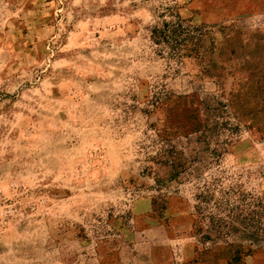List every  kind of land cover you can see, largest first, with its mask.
I'll return each mask as SVG.
<instances>
[{
	"label": "rangeland",
	"instance_id": "1",
	"mask_svg": "<svg viewBox=\"0 0 264 264\" xmlns=\"http://www.w3.org/2000/svg\"><path fill=\"white\" fill-rule=\"evenodd\" d=\"M0 264H264V0H0Z\"/></svg>",
	"mask_w": 264,
	"mask_h": 264
},
{
	"label": "trees",
	"instance_id": "2",
	"mask_svg": "<svg viewBox=\"0 0 264 264\" xmlns=\"http://www.w3.org/2000/svg\"><path fill=\"white\" fill-rule=\"evenodd\" d=\"M207 32L202 33L201 27L187 26L183 20L176 23H166L163 28L154 32V41L158 44L169 45L176 48L175 52L180 53L182 57L186 54L189 57L203 59V55L209 51L205 42L209 40ZM203 53V54H202ZM234 263H239L237 258L232 259Z\"/></svg>",
	"mask_w": 264,
	"mask_h": 264
}]
</instances>
